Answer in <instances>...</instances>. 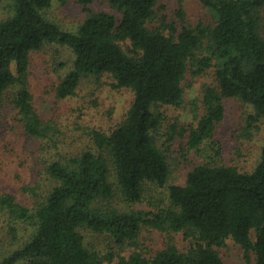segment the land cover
I'll return each instance as SVG.
<instances>
[{
	"label": "trees",
	"instance_id": "trees-1",
	"mask_svg": "<svg viewBox=\"0 0 264 264\" xmlns=\"http://www.w3.org/2000/svg\"><path fill=\"white\" fill-rule=\"evenodd\" d=\"M67 1L0 0L6 15L0 21V110L12 107L24 137L19 186L0 192L7 245L0 264H227L221 249L228 241L247 262L254 257L264 264V143L246 171L227 163L216 141L226 101L252 109L245 139L264 122V0H199L209 19L196 22L182 4L176 18L160 19L163 0H106L114 13L93 11L96 0H79L86 17L69 31L50 15ZM56 45L73 56L55 88L56 102L75 97L89 78L133 94L110 129L75 122L72 133L40 113L31 60ZM210 71L195 121H169L160 109L181 107L187 80ZM72 135L86 138L79 152L72 150ZM176 142L193 158L175 183ZM4 148L14 151L12 143ZM157 189L161 198L154 201ZM144 204L149 209L139 207ZM144 231L165 235L167 246L148 250ZM85 233L130 252L91 248ZM178 236L185 247L176 244Z\"/></svg>",
	"mask_w": 264,
	"mask_h": 264
},
{
	"label": "rangeland",
	"instance_id": "rangeland-1",
	"mask_svg": "<svg viewBox=\"0 0 264 264\" xmlns=\"http://www.w3.org/2000/svg\"><path fill=\"white\" fill-rule=\"evenodd\" d=\"M182 4L192 22L200 19L208 20L207 12L200 7L199 0H163L158 6L160 19L167 16L170 20L176 18V11ZM93 11H110L114 13L106 0H96L90 7ZM51 17L61 25L64 30H75L83 22L86 15L84 7L79 0H68L65 5H55ZM6 18L5 9L0 6V21ZM156 26L160 25L158 21ZM154 23V25H155ZM72 51L65 46H48L44 50L32 56L30 77L34 93L36 95L37 108L45 118L57 120L69 132L75 133L74 123L79 122L83 126L110 129L122 119L125 112L131 106L133 94L128 90L112 89L108 83L98 85L92 79H84L81 87L77 90L75 97L68 100L56 102L54 91L65 72L71 66L73 58ZM61 64V65H60ZM63 64V65H62ZM212 71L204 77L189 79L185 83L184 102L181 107H162L160 110L166 114L169 121L178 122L181 125L191 124L197 115V106L200 105L202 90L205 83H209ZM226 116L218 126L216 141L223 146L224 157L227 163L236 162L241 169L251 170L258 162L260 149L264 143V122L260 130L255 132L250 140L243 137L242 128L245 118L252 113V109L236 100L225 102ZM8 106L0 110V192L8 188H17L19 180L17 175L21 172L19 167V156L22 154L24 137L20 128L14 124L15 111ZM85 137L72 135L69 141L73 143L72 150L79 152L83 149ZM12 143L14 151L8 152L4 146ZM180 142L173 147V167L171 181L179 182V178L187 173L189 160L193 157L187 156L180 150ZM9 189V190H10ZM11 192V191H10ZM162 189L153 190L154 201L160 199ZM21 198V197H20ZM141 209H149L144 204ZM3 223L0 221V254L6 247V235L2 230ZM87 244L94 249L105 252L110 246L115 254L128 255L130 248L116 246L105 236L85 233ZM141 241L148 250H160L167 246L169 240L165 235L154 231H144ZM176 244L183 248L186 243L180 236ZM221 255L227 264H255V259L247 262L240 246L233 241H228L227 246L221 249ZM1 257V255H0Z\"/></svg>",
	"mask_w": 264,
	"mask_h": 264
}]
</instances>
